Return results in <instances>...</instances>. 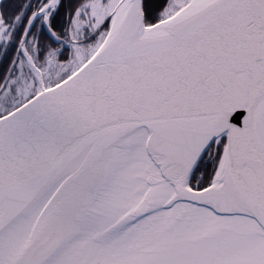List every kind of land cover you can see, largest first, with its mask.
I'll list each match as a JSON object with an SVG mask.
<instances>
[{
    "label": "snow or ice",
    "instance_id": "snow-or-ice-1",
    "mask_svg": "<svg viewBox=\"0 0 264 264\" xmlns=\"http://www.w3.org/2000/svg\"><path fill=\"white\" fill-rule=\"evenodd\" d=\"M0 264H264V0H0Z\"/></svg>",
    "mask_w": 264,
    "mask_h": 264
}]
</instances>
